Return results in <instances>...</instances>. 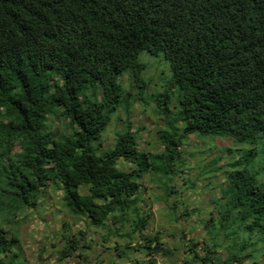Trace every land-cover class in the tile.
<instances>
[{
    "label": "trees",
    "instance_id": "obj_1",
    "mask_svg": "<svg viewBox=\"0 0 264 264\" xmlns=\"http://www.w3.org/2000/svg\"><path fill=\"white\" fill-rule=\"evenodd\" d=\"M142 51L163 55L181 90L173 107L170 90L149 97L163 115L157 139L164 147L139 149L127 125L114 146L103 149L114 115L131 107L130 98L122 106L120 77L130 72L142 85L140 97L146 89ZM51 118L63 119L67 133ZM190 135L253 145L264 138V0H0V264H10L9 246L17 242L6 226L35 209L49 188L62 190L75 215L130 227L126 236L144 240L147 254L170 252L157 233L145 232L140 179L157 175L170 193L174 176L184 174L180 148ZM256 156L252 149L250 159L231 162L219 153L199 169L213 179L217 170L225 175L214 181L220 196L207 227L210 235L222 232L224 242L234 238L227 263L254 259L242 252L256 232L264 237ZM186 188L195 189L194 181ZM240 231L248 236L237 251ZM195 246L193 257L213 264L222 245H207L205 257Z\"/></svg>",
    "mask_w": 264,
    "mask_h": 264
},
{
    "label": "rangeland",
    "instance_id": "obj_2",
    "mask_svg": "<svg viewBox=\"0 0 264 264\" xmlns=\"http://www.w3.org/2000/svg\"><path fill=\"white\" fill-rule=\"evenodd\" d=\"M164 58L163 55L154 56L148 52L140 54L139 60L146 66L141 75L145 82H151L150 76L152 74L159 73V71L164 72V63L168 65L170 78L172 77L170 64ZM170 80L159 77L155 85L163 81L161 87L172 90L178 96L181 90L174 81L169 83ZM124 81L128 88L135 91V86H130V79L125 78ZM158 90L155 89L154 91ZM123 96L122 106L127 99L133 98L132 109L129 114L132 123L134 119L141 121L147 129L146 134H141L142 130H138L141 140L140 147L152 150L151 146L155 145L159 151L161 144L158 143L156 135L158 130L163 127V120L156 101L151 100L146 103L137 100L135 95L129 94L128 90H125ZM142 96L143 98L146 97L144 94ZM175 104H177L176 96H171L169 105L173 107ZM126 119L127 113L125 110H120L105 131L102 138L103 149H108L115 144L117 134L123 130ZM50 123L55 124L56 128L62 130L63 134L67 133L63 119L51 118ZM135 129L138 128L135 127ZM203 138L210 141L207 148L213 149V153L211 151L199 153L198 151L203 150L206 144L199 137H192L186 145L187 147H183L185 153L182 162L186 163L180 169H183L184 174L174 176L170 185L172 188L170 193L157 180V175L147 173L141 180V201L137 206L142 208V214L149 216V225L145 232L150 235L157 233L164 242V247L170 251V255L153 256L147 254L148 247L144 244V240L138 235L133 236L132 241L128 240L125 233L131 228L127 227L126 230L123 228L120 230L119 224L115 223V220L108 221L109 229L89 225L86 218L72 214L64 206L60 189L51 188L38 198L35 207L37 209H25L19 215L15 225L11 224L6 227L7 231L16 232L18 237L17 246L10 248L11 253H16L18 248L21 253L19 260L12 264H141L142 261H146L145 264L148 262L149 264H155V262L156 264H204L202 259L190 257V255H194L190 249L192 242L196 244L195 251L201 256H205L207 245H213L215 242L220 243L222 246L212 254L215 260L213 264H233V262L227 263L226 261L231 256L229 250H233L234 238L224 242L226 236L219 232L220 236L215 240L216 231L210 235L212 226L207 227L210 212L216 206L212 201L220 196L219 190L214 187V181L225 180V175L217 170L218 176L213 179L214 174L206 177L199 173V169L201 166L209 167L211 158L219 153L227 155V161L231 160V162L237 161L238 157L245 155L246 159H250L252 149L256 146V149L260 151L263 143L260 141L254 145L250 143L237 144L227 137H219L215 142L214 139L217 137L207 136ZM149 142L151 146L147 144ZM252 164L262 167L259 168L260 180L264 182V156L254 157ZM200 171L202 170L200 169ZM187 181H194L196 188L193 190L186 188L185 190ZM204 181H206V190L201 188ZM186 204L188 209L192 211L185 208ZM130 218H132L131 215ZM211 223L215 224V221ZM237 229L238 227L235 228V230ZM255 234L249 240L252 243L251 246L246 247L242 252L243 257L247 256L249 252H253L254 259L248 258L234 264H264V237L259 232ZM247 236L248 234L241 231L234 236L238 242L237 251L242 249L243 241ZM72 243L76 249L71 246ZM66 247L71 250V253L67 251L66 255L62 257V251ZM236 250L235 253H237ZM10 257L11 254L6 259L10 260ZM207 264L212 263L209 261Z\"/></svg>",
    "mask_w": 264,
    "mask_h": 264
},
{
    "label": "clouds",
    "instance_id": "obj_3",
    "mask_svg": "<svg viewBox=\"0 0 264 264\" xmlns=\"http://www.w3.org/2000/svg\"><path fill=\"white\" fill-rule=\"evenodd\" d=\"M142 52H147V51H142ZM141 52V53H142ZM140 53V54H141ZM140 54H138V59H139V56H140ZM150 54V53H149ZM151 55V54H150ZM165 59V58H164ZM142 63V62H141ZM143 64V63H142ZM145 65V64H144ZM145 68H146V66H145ZM145 68H144V70H145ZM171 68V67H170ZM164 72H160L159 71V73L157 72V73H154V74H152L150 77L152 78V80H151V82H145V86H146V89L144 90V95H146V97H144L143 98V96H141L140 97V90H141V86L139 87V86H136V83H135V81H134V79H133V77H132V75L130 74V72H127V73H125V75H123V76H121L120 77V83L122 84V86H123V88L125 89V90H128L130 93H131V95H135V99H137V100H142V101H145L146 103H148V102H150L151 100L149 99V97H151V98H153V96L155 95V94H160V96H163L164 97V94L166 95L167 94V88L166 87H161V84L163 83V81H160V82H158L159 84L158 85H155V83H156V80L159 78V77H165V79H171L170 81H169V83H173V81L175 82V79H174V76L172 75V77L170 78V70H169V67H168V65L167 64H165L164 63ZM144 70H143V72H144ZM172 71V70H171ZM142 72V73H143ZM173 73V72H172ZM142 75V74H141ZM130 79V86H132V85H134L135 86V91H133L132 90V88H128L126 85H125V81H124V79ZM176 84V83H175ZM155 89H159L158 91H154ZM170 92L172 93L173 91L172 90H170ZM139 95V96H138ZM171 96H176V94H173V95H170V98H171ZM167 97H169V96H167ZM132 99L133 98H130V108L127 110L126 108H123V107H121L117 112H116V114L114 115V117L115 116H117V114H118V112L120 111V110H125V112L127 113V119H126V121H125V125H124V128L128 125V126H130L131 127V130L137 135V138H138V140H137V142H138V148L139 149H146L145 147H140V144H141V140H140V137H139V133H138V130H142L141 131V134H146V127L143 125V122H141V121H137V120H135L134 119V121H133V123H132V121H131V119H130V117H129V114H130V112H131V109H132V104H133V102H132ZM155 101V100H154ZM178 105V104H177ZM176 105V106H177ZM160 112V111H159ZM114 117H113V119H114ZM113 119H112V121H113ZM162 120H163V115H162ZM112 121H111V123H112ZM110 123V124H111ZM110 124H109V126H110ZM180 124L181 123H179L178 124V126H180ZM108 126V127H109ZM107 127V128H108ZM135 127H137L138 129H135ZM124 128H123V130H124ZM161 129H165V127H164V125H163V127L161 128ZM122 130V131H123ZM106 131V130H105ZM122 131H120V132H122ZM159 131V130H158ZM120 132H118V134L120 133ZM118 134H117V137H118ZM192 137H199V136H197V135H190V137L187 139V141H186V143L180 148V151H181V154H182V157H181V160H182V158H183V156H184V146H185V148L187 147L186 145L189 143V140H191L192 139ZM200 139H202L204 142H205V144H206V147L205 148H207L208 147V144H210V141H207V140H204V138L203 137H199ZM219 137H217V138H215L214 139V142L216 141V139H218ZM156 139H157V135H156ZM231 139V138H230ZM232 140V139H231ZM117 141V140H116ZM157 141H158V139H157ZM233 141V140H232ZM116 143V142H115ZM158 143H160L161 144V149L164 147L163 146V144H162V142H160V141H158ZM234 143V142H233ZM262 143H263V145L261 146V150L260 151H258L257 149H256V146L253 148L256 152H257V156L258 155H263L264 156V138L262 139ZM147 144H149V146H151V144H150V142L149 143H147ZM114 146V145H113ZM112 146V147H113ZM152 147L153 146H151V149H152ZM111 148V147H110ZM161 149L159 150V151H161ZM148 150V149H147ZM127 168H129V166L127 165L126 167H125V169H127ZM147 174V173H146ZM144 177V176H143ZM142 177V178H143ZM142 178L140 179V185H141V180H142ZM49 189H51V188H49ZM48 189V190H49ZM52 189H54V188H52ZM140 189H141V186H140ZM140 189H139V197H140ZM47 190V191H48ZM54 190H57V189H54ZM61 190V189H60ZM46 191V192H47ZM61 192H62V190H61ZM62 195H63V192H62ZM140 200H141V198H140ZM213 203V202H212ZM214 204V203H213ZM185 208L186 209H188L189 207H188V205L186 204V206H185ZM35 209H37V208H35ZM30 210H34V209H30ZM189 211H192L191 209H188ZM211 213V212H210ZM73 214V213H72ZM75 215V214H74ZM76 216H79V215H76ZM79 217H83V218H86V217H84V216H79ZM87 219V218H86ZM111 220V218H108L107 220H105V222H106V226L105 225H102V223H104V221L103 222H98V220H96V221H93L92 219H87V221L89 222V225H92V226H95V227H104V228H108L109 229V227H110V225L108 224V221H110ZM117 223V222H116ZM119 224V223H118ZM9 226V225H8ZM8 226H6V227H8ZM118 228H120V227H118ZM124 230H126V228H125V226L124 227H122ZM6 229V228H5ZM148 229V228H147ZM131 230V229H130ZM130 230H127V231H130ZM12 231V230H11ZM17 234V233H16ZM220 235H218V236H215V237H219ZM128 238V237H127ZM128 240H130V241H132L130 238H128ZM225 240V239H224ZM72 242H75L74 240H71ZM227 241V240H226ZM17 242H18V237H17ZM17 242L15 243V244H13L12 246H9L10 248L11 247H13V246H17ZM194 242H192L191 243V245L193 244ZM74 245V243H72L71 244V246L72 247H75V249H76V246H73ZM190 245V246H191ZM80 248H82V246L80 245ZM191 249V248H190ZM193 249L195 250V247H193ZM192 250V249H191ZM193 251V250H192ZM191 252V251H190ZM63 253V252H62ZM193 253H194V251H193ZM10 254H11V257H10V260H8V261H10V264H12V263H14V262H16V261H18L19 260V257H20V249L18 248L17 249V251H16V253H14V254H12L11 253V249H10ZM10 254H8V256H6V257H9V255ZM160 254H166V255H170V252H168V253H160ZM206 254V253H205ZM14 255V257H12ZM157 255H159V254H157ZM157 255H154V256H157ZM200 255V254H199ZM194 255H190V257H193ZM201 256V255H200ZM202 257H205V256H202ZM194 258V257H193ZM62 259V258H61ZM198 259V258H197ZM7 260V259H6ZM204 263V262H203Z\"/></svg>",
    "mask_w": 264,
    "mask_h": 264
}]
</instances>
